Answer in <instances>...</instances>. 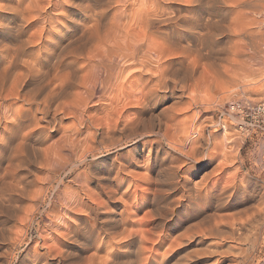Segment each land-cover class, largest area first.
<instances>
[{"label":"rangeland","instance_id":"1","mask_svg":"<svg viewBox=\"0 0 264 264\" xmlns=\"http://www.w3.org/2000/svg\"><path fill=\"white\" fill-rule=\"evenodd\" d=\"M196 1L180 0L174 5L190 22L197 19L196 28L188 30L187 24L175 20H156L152 25L154 32L161 30L153 40L167 54L163 60L168 64L169 83L182 82L192 89L183 95L177 89V97L160 89L163 98L140 106L130 103L138 100L130 94L129 83L124 86H129L125 88L129 95L124 87L112 92L110 87L104 92L96 88L83 107L65 104L53 127L52 111L41 120L48 125L46 139L13 120L12 108L23 101L11 92V74L23 66L24 55L39 63L43 85L49 88L85 62L82 57L96 48L99 33L115 16L129 30L137 23L131 15L121 19L120 0H0V264H57L44 254L52 247L70 252L61 264H264V118L257 120L253 108L264 102V52L252 56L247 52L242 56L245 66L230 71L226 81L210 80L199 87H192L188 67H196L195 77H211L214 68L204 57L209 33L225 42L227 25L243 24L242 18L249 24L253 20L248 18L255 16L257 24L250 23L251 29L264 33V1L259 0L261 5L252 12L234 9L233 0H203L198 5ZM139 3L130 0L127 9H137ZM174 15L169 10L164 18ZM55 34L61 36L52 41ZM28 37L36 45L25 47ZM21 44L23 56L12 65L11 52ZM150 57L143 52L140 60L157 71L158 60ZM127 63L120 60L116 69ZM138 67H126L123 73L133 85L138 83L133 73ZM232 101L242 102L246 111L231 110ZM172 107L175 118L166 140L151 126L158 128L164 109ZM124 124L131 128L125 130ZM64 134L78 138V144L74 139V147H62L61 141L62 156H55L50 147ZM18 181L24 183L23 192L17 191ZM203 224L207 230L213 228L207 232ZM69 233L73 238L65 245L62 239ZM181 236L184 242L179 238L170 244Z\"/></svg>","mask_w":264,"mask_h":264},{"label":"bare ground","instance_id":"2","mask_svg":"<svg viewBox=\"0 0 264 264\" xmlns=\"http://www.w3.org/2000/svg\"><path fill=\"white\" fill-rule=\"evenodd\" d=\"M122 1V4L124 6V10L123 13H121V19L123 18H128L130 15L133 18V21L137 23V27L134 29H130L128 28L127 24L123 25L121 23H117V21L119 22V19L115 16L113 18V20L110 22L109 26L107 24L108 27H106V29L104 30L103 33H99L98 36V42L96 43V48L94 49H90L89 52L87 53V56L82 57L84 59L85 62L81 63L78 66H74L75 68H73L71 70V73L68 74V78H63L64 80H61V83L59 84H52V86L49 88L45 87V84L43 85V78H45L43 76V71L41 68L37 67V64L35 63V60H29V58L32 56L28 57H24L22 58V63L23 66H20V70H17L16 72H12V78H11V92L14 93L13 95L17 96L19 99H21L23 101V104L18 107L17 109H13L12 108V114H13V121L14 123H17L18 125L21 126H29L32 127V129L35 132H38L37 134H39V137L42 138H46L48 136V125L47 126H43L42 125V121L43 118H45L50 111H52L53 115L49 118L50 119V126L53 127L55 122H56V117L59 113H61L62 111H64V105L68 103L69 104H73L71 106H79V107H83L82 104L84 103V101L88 98L91 99L89 96L92 95V93L94 92V90L96 88L101 89L102 91H106V89H108L109 87L111 88V92L116 90V89H120V87H124L127 83H129L130 88L128 86V88L124 87V89H128L130 90V94L134 95V97H136L135 99L138 100V102H130V103H134L139 105H146L149 103H152V101L154 100V98L159 97V93L158 91L160 89L162 90H167L170 91L171 95L176 96L177 94V89L183 94H185L190 88L189 86L191 85H187L185 83L182 82H176V81H172L173 85H171L169 83V77H168V64L166 60H163V58L165 59L166 57V52L162 47H158L156 46V40L154 41L153 38L154 36L156 37V33H160V29L156 30V32H154L152 30V25L156 20H160V22H169V21H173L175 20V22L177 23V21H182L183 23L187 24V28L188 30L190 29H194L197 27L198 25V21L196 19L195 22H190V19L186 17V15H181L182 11L178 8H176L174 5L178 4L179 5V1L180 0H140V3L138 4V8L134 10H128V4L130 2V0H120V2ZM184 1V0H182ZM203 0H197V5L198 3H201ZM264 1V0H263ZM101 2V1H100ZM189 2V1H188ZM262 2V0H261ZM228 3V2H225ZM192 4V3H191ZM233 7L234 9H239L240 8H249L248 11L252 12L257 6L261 5L259 3V0H233L232 1ZM9 5V4H8ZM229 5V4H228ZM83 6V5H82ZM232 7V5H230ZM8 7V6H7ZM17 7V6H16ZM19 7V6H18ZM22 7V6H21ZM20 7V8H21ZM9 8V7H8ZM259 8V7H258ZM3 9V8H2ZM118 9V8H117ZM233 9V10H234ZM8 10V9H7ZM25 10V9H24ZM171 10L172 13H175L177 16H175L174 18H167L165 19L164 16L166 14H168V11ZM238 10V11H239ZM246 10V9H245ZM258 10V9H257ZM28 10H26L27 12ZM236 11V10H234ZM236 11V12H238ZM244 12V10H242ZM242 12V13H243ZM249 12V13H250ZM25 13V12H24ZM241 12H239L238 15H242L240 14ZM247 14H249L246 11ZM254 13V12H253ZM251 13V14H253ZM21 14V13H20ZM113 15V14H112ZM118 15V14H117ZM246 15V14H245ZM24 16V15H23ZM120 16V15H119ZM22 17V16H21ZM26 17V16H25ZM24 17V19H26ZM242 16H240L241 19ZM245 17V16H244ZM247 17H249V15H247ZM255 17V16H254ZM252 18V16L250 18H248L249 20H253V22L250 21V23H256L257 24V20L255 18ZM120 18V17H119ZM246 18V17H245ZM28 19V18H27ZM120 19V21H121ZM237 19V20H240ZM128 20V19H127ZM208 20V19H207ZM215 20V19H214ZM243 20V21H242ZM255 20V21H254ZM27 21V20H26ZM98 21V20H97ZM241 21L243 22V24H239L236 25L234 28H232L233 26L229 27V25H227V29L229 31L228 35L229 38L227 41H221L218 38H215L214 35L212 33H209L210 38H208L207 41V53L205 54V58L210 60V62L212 63V66L214 68L213 73L211 77L210 76H204L201 75V77H195V68L196 67H192L191 64H189L188 67H190V71H189V76L194 79V82L192 83V87H199L201 82H210V80H214L216 82H223L226 81L227 79V74L229 75L230 71H236L239 68H243L245 66L244 59L242 58V56L244 54H246L247 52L251 53L252 55H259V53L264 52V33L263 31H258V30H252L253 28L250 27V23L248 24L249 21H247V23L245 22V19L242 18ZM100 22V21H98ZM107 22V21H106ZM129 22H131V20H129ZM128 22V23H129ZM133 22V23H134ZM219 22V21H218ZM238 22V21H237ZM102 23V22H101ZM105 23V22H104ZM132 23V22H131ZM240 23V21L238 22ZM4 24V23H2ZM156 24V23H155ZM217 24V22H216ZM216 24H212V27H214ZM157 25V24H156ZM183 25V24H182ZM4 25H1V27H3ZM17 26V25H16ZM15 26V27H16ZM23 26V25H22ZM65 26V25H63ZM122 26V27H121ZM219 26V25H218ZM224 26V25H223ZM5 27V26H4ZM3 27V28H4ZM7 27V26H6ZM12 27V26H11ZM216 27V26H215ZM214 27V28H215ZM221 27V26H220ZM225 27V26H224ZM94 28V27H93ZM102 28V26H101ZM100 28V29H101ZM226 28V27H225ZM252 28V29H251ZM8 29V28H7ZM6 29V33L9 32ZM95 29V28H94ZM213 29V28H212ZM221 29V28H220ZM12 30V29H11ZM182 30V29H181ZM19 31V30H18ZM64 31V30H63ZM66 31V30H65ZM87 31V30H86ZM98 31V30H97ZM11 32V31H10ZM226 32V31H225ZM59 33V32H58ZM66 34V33H64ZM180 34V33H179ZM12 35V34H11ZM85 35V33H84ZM236 35L239 37L235 38ZM29 36V35H28ZM53 36V35H52ZM61 36V34H55V36L52 38V41H55L56 39H59ZM78 36V35H77ZM177 36V35H176ZM187 36V35H186ZM26 37V36H25ZM30 37V36H29ZM28 37V39L26 38L25 42H23V45L27 44H32L34 45L36 43H34V40L32 41L30 38ZM181 37V35H180ZM17 38V37H16ZM22 39V38H21ZM36 39V38H35ZM165 39V38H164ZM163 39V40H164ZM38 40V39H36ZM44 40V39H43ZM194 40V39H193ZM18 41V40H17ZM23 41V40H22ZM77 41V40H76ZM165 41V40H164ZM58 43V41H56ZM195 42V41H194ZM21 42H19L20 44ZM53 43V42H52ZM91 43V42H90ZM164 43V42H163ZM205 43V42H204ZM17 44V43H16ZM84 44V43H83ZM165 44V43H164ZM36 45V44H35ZM59 45V44H58ZM69 45V44H68ZM87 45V44H86ZM18 46L15 45V47ZM22 46V44H21ZM39 46V45H38ZM53 46V45H52ZM14 47V46H13ZM40 47V46H39ZM12 48V46H11ZM24 48V46L22 47H17L16 49L13 48V51L11 52V60H10V64H14L15 61H17L20 57L19 56H23L22 53L24 52L22 49ZM66 48V47H65ZM203 48V47H202ZM49 49V48H48ZM201 49V48H200ZM38 51V50H37ZM70 51V50H69ZM74 51V50H72ZM35 52V51H34ZM145 53L146 56H151L150 58H152V56H154L155 59L158 60V66L156 68L157 71H154V69H152L150 67V69L147 68L148 65H146L145 61L140 60V56L142 55V53ZM54 53V52H53ZM169 53V52H168ZM10 54V53H9ZM27 55V54H26ZM201 55V54H200ZM37 56V55H36ZM145 56V55H144ZM170 56V55H169ZM19 57V58H18ZM38 57V56H37ZM203 57V56H202ZM254 57V56H253ZM10 58V57H9ZM35 58V57H34ZM149 58V57H148ZM21 59V58H20ZM20 59L18 61H20ZM52 59V58H51ZM170 59V58H169ZM53 60V59H52ZM120 60H124L125 62H128L126 65H123V67H121L119 70L116 69L117 68V63ZM151 60V59H150ZM264 60V59H263ZM54 61V60H53ZM148 61V60H147ZM156 62V60H155ZM172 62V61H171ZM18 63V62H16ZM187 63V62H186ZM185 63V64H186ZM224 63V64H223ZM125 64V63H124ZM140 65V67H138L139 69H136L134 73L135 78H137L136 81H138L137 85L136 83H134L135 85H133L131 83L130 80L124 79L123 78V73L125 72V69L127 68H131L134 67L136 65ZM9 65V64H8ZM9 66V67H12ZM17 65V64H16ZM54 65V64H53ZM227 65H230V68L227 67ZM55 66V65H54ZM19 67V66H17ZM22 67V68H21ZM120 67V66H119ZM127 67V68H126ZM56 68V66H55ZM61 69V68H60ZM65 69V68H64ZM45 70V69H44ZM63 70V69H62ZM64 71V70H63ZM68 72V71H67ZM62 74V73H61ZM60 75V74H59ZM10 76V75H9ZM133 76V77H134ZM170 76V75H169ZM227 76V77H225ZM57 77V76H56ZM59 77V76H58ZM71 77H73V79L71 80ZM8 78V77H7ZM10 78V77H9ZM48 78V76L46 77ZM5 79V77H4ZM55 80V78H53ZM45 80V79H44ZM74 80V81H73ZM125 80V81H124ZM9 81V80H8ZM47 81V80H46ZM73 81V82H72ZM49 84H50V79H49ZM47 82V83H48ZM206 84V83H205ZM204 84V85H205ZM127 86V85H126ZM206 86V85H205ZM70 89V90H69ZM74 89H76L75 91H73ZM83 89H85L83 91ZM125 89V91H127ZM137 90V93L135 92ZM192 89V88H191ZM115 92V94H118V91ZM135 90V91H134ZM103 91V92H104ZM124 91V90H123ZM124 91V92H125ZM121 92V91H120ZM128 92V91H127ZM109 93V92H108ZM126 93V92H125ZM123 92H121V94H123V97L125 99L126 96H124ZM105 94V93H104ZM107 94V93H106ZM120 94V93H119ZM120 94V95H121ZM165 94V93H164ZM167 94V93H166ZM126 95V94H125ZM129 95V92H128ZM127 95V96H128ZM94 96V95H92ZM110 96V95H108ZM118 97V96H117ZM122 97V98H123ZM133 97V98H134ZM164 95H161L159 99L163 98ZM167 97V96H166ZM177 97V96H176ZM71 98V100H69ZM119 98V97H118ZM121 98V99H122ZM128 98V97H127ZM111 99V98H109ZM120 99V98H119ZM123 99V100H124ZM128 100V99H127ZM126 103L129 102V100ZM87 101V100H86ZM136 101V100H135ZM88 102V101H87ZM120 103L122 102L119 101ZM125 102V100H124ZM136 104V105H137ZM126 105V104H125ZM140 105V106H141ZM67 106V105H66ZM112 107V106H111ZM114 107V106H113ZM143 107V106H142ZM69 108V107H68ZM78 108V107H77ZM139 108V107H138ZM144 108V107H143ZM73 109V108H72ZM85 109V108H84ZM89 109V108H88ZM142 109V108H141ZM173 107L172 108H168V109H164L163 111V117L159 118V122H158V128H155L153 125L151 126V129H153L152 131L154 132V134L156 135H160L163 134V136L167 139H170V134H171V129L170 127L172 126L173 123H170L171 121L174 120L175 116L174 114L170 113L171 111L173 112ZM78 110V109H77ZM81 110V109H80ZM121 110V109H120ZM70 111V110H69ZM128 111V110H127ZM140 111V110H139ZM137 111V112H139ZM73 112V111H72ZM129 112V111H128ZM127 112V113H128ZM135 112V111H134ZM76 114V113H75ZM126 114V113H125ZM124 114V115H125ZM134 114V113H132ZM172 114V115H171ZM264 113H258L256 116L257 120H259L260 118H264V115H262ZM136 115V114H135ZM138 115V114H137ZM136 115V117H137ZM140 115V114H139ZM131 116V115H130ZM134 116V115H133ZM131 118H134V117ZM233 118V115H230ZM60 117V116H59ZM79 117V116H78ZM141 117V116H140ZM139 117V118H140ZM83 118V117H82ZM130 120V117H128ZM143 118V117H142ZM48 119V118H47ZM46 119V120H47ZM60 119V118H59ZM124 119V117H123ZM49 120V119H48ZM119 120V119H118ZM125 120V119H124ZM128 120V121H129ZM132 120V119H131ZM141 120V121H140ZM152 120V119H151ZM176 120V119H175ZM55 121V122H54ZM123 121V120H122ZM128 121H126V123L128 124ZM138 121H140L142 123V119L140 118ZM144 121V120H143ZM49 124V121H47ZM59 122V121H58ZM124 122V121H123ZM131 122V121H130ZM129 122V123H130ZM137 123L136 119L135 121H133L131 123V126L135 125L134 124ZM138 122V123H140ZM125 123V122H124ZM145 123V122H144ZM142 123V124H144ZM154 123V122H153ZM123 124V123H122ZM125 125V130L126 127H130L128 125ZM146 124V123H145ZM140 125V124H139ZM132 126V127H133ZM138 126V125H136ZM164 126V127H163ZM143 127V126H142ZM149 127V126H148ZM146 125V128H148ZM225 130H227V126L226 123L224 124ZM131 128V127H130ZM135 128V127H134ZM137 128V127H136ZM135 128V132L138 130H136ZM139 128V126H138ZM150 128V127H149ZM155 128V129H154ZM242 128V126H241ZM129 129V128H128ZM141 129V128H140ZM164 129V130H163ZM79 130V129H78ZM143 130V129H141ZM13 131V130H12ZM33 131V132H34ZM66 131V130H65ZM76 131V129H75ZM130 131V129H129ZM132 131V130H131ZM140 131V130H139ZM133 132V131H132ZM144 132V131H143ZM177 132V131H176ZM179 132V130H178ZM181 132V131H180ZM128 133V132H127ZM137 133V132H136ZM73 134V133H72ZM72 134L71 136L69 134H64L62 136V139L57 142L56 144L52 145V147H50V149H52L54 147V151H55V156H62V147H66L64 145H69V146H75V142L77 143V139H75L74 137L72 138ZM176 134V133H175ZM174 134V135H175ZM34 135V134H32ZM50 135V134H49ZM81 135V134H80ZM144 133L139 135L143 137ZM38 136V135H37ZM50 137V136H49ZM92 138V137H91ZM40 139V138H39ZM47 139V138H46ZM76 141H75V140ZM158 139V138H157ZM189 139V138H188ZM26 140V139H25ZM38 140V139H37ZM43 140V139H40ZM39 140V141H40ZM54 140V139H53ZM179 140V139H178ZM225 140V138H224ZM34 141V140H33ZM50 141V140H49ZM63 141L64 144L61 147L60 146V142ZM75 141V142H74ZM191 141V140H190ZM229 141V140H228ZM12 142V141H11ZM48 142V141H47ZM54 142V141H53ZM159 142V141H157ZM220 142V141H219ZM223 142V141H222ZM23 143V142H22ZM225 143V142H224ZM228 143V142H227ZM78 144V143H77ZM187 144V143H186ZM191 144V143H190ZM23 145V144H21ZM224 145V144H223ZM176 146H178V144L176 143ZM20 147V146H19ZM68 147V146H67ZM181 147V146H180ZM187 147V146H185ZM194 147V145H193ZM226 147V145H225ZM23 148V146L21 147ZM20 148V149H21ZM69 148V147H68ZM184 148V147H183ZM190 148V147H189ZM36 149V148H35ZM49 149V150H50ZM191 149V148H190ZM223 149V148H222ZM47 150V149H46ZM46 150L44 153H46ZM52 151V150H51ZM225 151V150H224ZM21 154V153H20ZM49 154V153H48ZM47 155V153L45 154ZM197 155V154H196ZM224 156V155H223ZM65 157V156H64ZM25 158V157H23ZM45 158V157H44ZM43 158V159H44ZM46 159V158H45ZM49 160V159H48ZM50 161V160H49ZM59 161V160H58ZM61 161V160H60ZM16 162V161H15ZM57 162V161H56ZM16 164V163H14ZM22 165V164H21ZM178 169V168H177ZM174 171V170H173ZM172 172V171H171ZM176 172V171H175ZM174 172V173H175ZM179 173V172H178ZM175 177V176H174ZM162 179V178H160ZM157 181V180H156ZM161 181V180H160ZM163 181H166L165 179ZM161 181V182H163ZM158 182V181H157ZM174 182V181H173ZM179 182V181H178ZM14 183V182H13ZM12 183V184H13ZM15 184V183H14ZM21 184H23L21 186ZM159 184V183H158ZM162 184V183H160ZM171 184V183H170ZM17 185V184H16ZM18 185H20L19 189H17L18 186H16V189L18 192H23L24 191V183H22L21 181H18ZM164 185V184H163ZM152 186V185H151ZM158 187L161 188V186L157 185ZM165 186V185H164ZM171 186V185H170ZM188 186V185H187ZM192 186V185H191ZM15 189V185L12 186ZM6 188V187H5ZM12 189V188H11ZM156 189V188H155ZM7 190V189H6ZM160 190V189H158ZM156 191V190H155ZM161 191V190H160ZM14 192V191H13ZM158 192V191H157ZM11 193V192H10ZM15 193V192H14ZM27 193V192H26ZM19 194V193H18ZM158 194V193H157ZM193 194V193H192ZM6 195V193H5ZM4 199V198H3ZM13 201V199H12ZM226 201V200H225ZM7 202V200H6ZM126 206V205H125ZM218 206V205H217ZM260 207V206H259ZM162 212V211H161ZM197 213V212H195ZM194 213V214H195ZM192 214V212H191ZM199 214V212H198ZM205 214V213H204ZM208 215L210 213H207ZM212 214V213H211ZM197 215V214H196ZM195 215V216H196ZM200 215V214H199ZM213 215V214H212ZM211 215V216H212ZM189 216V215H188ZM202 216V215H201ZM210 216V220L212 219ZM217 216V215H216ZM215 216V217H216ZM223 216V215H222ZM221 216V217H222ZM198 217V216H197ZM209 219V216H207ZM207 217H205L207 219ZM218 217L217 218H221ZM225 217V216H224ZM222 217V218H224ZM204 217H202L201 219H203ZM195 219V218H194ZM204 219V220H206ZM248 219V218H247ZM189 220V219H188ZM202 220V221H204ZM201 221V220H200ZM199 221V223H200ZM218 221V220H216ZM248 221V220H246ZM245 221V222H246ZM212 222V220L210 221ZM244 222V221H243ZM242 222V223H243ZM244 222V223H245ZM249 222V221H248ZM246 222V224L248 223ZM251 222V221H250ZM205 223V222H203ZM207 223V222H206ZM241 223V224H242ZM209 224V223H208ZM215 223H212V225ZM217 224V223H216ZM250 224V223H249ZM205 225V229H206V224ZM211 225V223H210ZM221 225V224H220ZM214 226V225H213ZM213 226H209L211 229L213 228ZM171 227V226H170ZM199 227V226H197ZM208 227V228H209ZM218 227V226H217ZM223 227V226H222ZM243 227V226H242ZM239 226V228H242ZM245 227V226H244ZM143 228V227H142ZM146 228V227H145ZM196 228V227H195ZM215 228V227H214ZM220 228V226H219ZM218 228V229H219ZM204 229V230H205ZM209 229V230H211ZM133 230V229H132ZM195 230V229H194ZM207 230V229H206ZM205 230V231H206ZM207 230V232L209 231ZM221 230V229H219ZM202 231V230H201ZM217 231V230H216ZM222 231V230H221ZM194 232V231H193ZM198 232L196 231V234ZM203 233V232H202ZM215 233V232H214ZM218 233V232H217ZM212 234V233H211ZM219 234V233H218ZM216 234V235H218ZM70 233L66 236H64L65 238L62 239V243H64L65 245L67 244V240H69V238H73ZM184 235V234H183ZM194 235V234H193ZM206 235V234H205ZM220 235V234H219ZM187 236V235H185ZM184 236V237H185ZM195 236V235H194ZM209 236V235H208ZM131 237H133V234L131 235ZM191 237V236H189ZM180 240H183L184 242V238L181 237H175L171 240V245H174V243L178 242ZM188 238V237H187ZM186 239V238H185ZM192 239V238H191ZM190 239V240H191ZM217 239V238H216ZM220 239V238H218ZM189 240V238H188ZM144 243V242H143ZM144 245V244H143ZM168 246V245H167ZM53 248V247H52ZM48 248L44 254L45 256H50L53 257L54 259L58 260V263H62V260H66L69 255L70 252L68 251V249H66V247H62V248H56V250H54V248ZM125 249V248H124ZM144 249V246H143ZM169 251V250H168ZM149 253V252H148ZM200 254V253H199ZM196 257V256H195ZM66 262V261H64ZM57 263V264H58Z\"/></svg>","mask_w":264,"mask_h":264},{"label":"built area","instance_id":"3","mask_svg":"<svg viewBox=\"0 0 264 264\" xmlns=\"http://www.w3.org/2000/svg\"><path fill=\"white\" fill-rule=\"evenodd\" d=\"M230 108L233 111H242V112L246 111L245 109L246 106H244L243 103L240 101L230 102ZM253 108L257 113H264V102L257 103Z\"/></svg>","mask_w":264,"mask_h":264}]
</instances>
